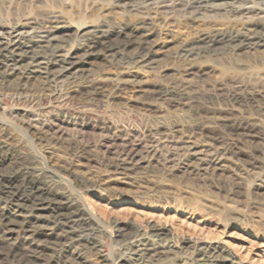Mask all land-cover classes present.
<instances>
[{
	"label": "rangeland",
	"instance_id": "374dc122",
	"mask_svg": "<svg viewBox=\"0 0 264 264\" xmlns=\"http://www.w3.org/2000/svg\"><path fill=\"white\" fill-rule=\"evenodd\" d=\"M119 1L0 0L1 42L45 40L73 61L48 80L15 73L0 81V126L10 132L0 144V170H15L27 151L41 168L53 159L86 176L82 187L73 174L52 176L69 180L64 190L78 195L102 229L97 253L75 245L60 252L71 264H118L129 240L120 241L117 230L147 232L154 225L164 230L152 240L174 246L170 264H199L194 242L213 248L218 260L211 264H264V46L201 42L262 33L263 0L210 8L161 0L157 11L142 14L126 5L143 0ZM244 6L257 10L244 14ZM149 48V62L135 61ZM13 83H48L53 91L32 105L5 88ZM125 158L126 170L108 167Z\"/></svg>",
	"mask_w": 264,
	"mask_h": 264
},
{
	"label": "bare ground",
	"instance_id": "6f19581e",
	"mask_svg": "<svg viewBox=\"0 0 264 264\" xmlns=\"http://www.w3.org/2000/svg\"><path fill=\"white\" fill-rule=\"evenodd\" d=\"M228 1L231 2L232 0H194L191 3V6L192 8L193 7L210 8L213 5L215 6L217 2H228ZM159 2H161V0H143V3L141 4L142 6L139 7L132 4L133 2L130 4L127 3V5L125 3V5L128 8V11L134 12L136 14L137 13L142 14L144 11L146 12L150 9L151 10L155 9V11H157L158 7L156 6V4ZM255 10L257 9H253V6H244L240 8V11L243 12L244 14H248L251 12L253 13ZM229 11H231V9H229ZM196 14H198V12H196ZM150 23L147 22L146 25ZM20 26L21 25L18 24L17 26L12 27L11 29L13 32H15L17 31V28ZM148 35H149L148 33L145 34V36ZM227 40L229 42V45L232 46L233 48H236L238 50L239 49L251 50V48L255 49V47L264 46V31L260 34L250 33V35H244L241 39L231 38V37H228L227 39L225 37L210 38L208 36H205L201 39V42L209 46H215L216 44H221ZM96 43L97 41L93 42V44ZM54 49L55 47L50 45L45 40H41V39L29 40L22 43L16 42L15 40L14 42L0 41V81L8 76L11 75L13 76V74L15 73H19L24 78H28V79L33 77H44L45 79L48 80L51 79V77L52 78L55 77L57 73L69 69L73 61L71 62L69 58H67L65 55L59 54L57 50ZM151 53H152V49L149 48L148 51L145 52L142 56L136 55V57H134L135 61L143 62L144 64H146L147 62H149L150 59L149 54ZM1 84L2 83H0V88L5 86L4 82H3V86ZM51 87L52 86L49 85L48 83L46 84L41 83L39 84V86L36 87H24L19 83H13L9 86L7 85L5 88L9 92H11L12 95H15L14 96L15 98L16 97L23 98L24 101H29V103H31L32 105H42L45 103L46 97L48 96L47 92L53 91L51 90ZM245 89L247 90V88ZM249 91L251 92V90ZM232 95L234 96V94ZM64 96L67 97L68 95L67 96L64 95ZM5 129L6 128L3 127V125L2 127L0 126V144L2 142L5 143L7 140V135L10 134V132H7L8 130L6 129L7 130L6 131ZM69 145L72 146V144ZM71 148L73 149V147ZM76 149L77 150L79 149V151L81 152L85 149V145L82 144L77 145ZM26 152L24 151L22 153L21 152L19 153L20 155L18 156L14 164L16 166L15 170L9 172H3L0 170V208H1L0 210L2 211L0 217V231L2 232V236L0 237V241L5 244L4 247H7L4 252V255L2 254L4 260L0 261V264H52L55 262L56 263L61 262L62 264H71L72 262L70 263L69 260H67L68 257L64 260H60V252H62L64 248L71 247L74 245L76 248H79L80 250L84 249L85 252L95 251V253H97L99 246V235L102 232L99 220L94 215L87 212V210L83 207V204L78 199V195L74 196L71 193H68L66 192V190H64L63 186H66L65 182H68L69 180L67 181L64 178L58 176L60 179L57 182L54 181L52 178L53 174L56 175L59 173H63V174L70 173L71 175L72 174L74 175L75 182L76 184L79 185L78 187L80 186L82 187L87 183L86 176L84 175L82 176L79 174L77 175V173H75V171L73 170L74 166L69 165L67 163L61 164L53 159H52L53 161L52 160L49 161L50 162L49 169L41 168L38 165L37 159ZM83 154L84 153L80 155ZM75 159L77 160L76 156ZM74 163L77 164V162L75 161ZM78 164L80 165V163ZM126 164H129L127 158L112 159L111 161H108V165H109L108 167L116 171L117 169L123 170L127 168L128 165ZM58 177L56 178L58 179ZM87 178L91 179L92 177L91 178L87 177ZM91 182H93V179ZM120 229L121 228L117 230L118 231L117 235L118 237H120L119 240L120 241L129 240L128 247L126 246L129 249V251L125 255H121L119 257L118 264H170L169 261L172 257V253H174L172 249L174 246L172 244L169 245V243L167 242H166L167 244L166 243L164 244L162 243L163 241L161 243L159 241L155 242L151 238L152 236L158 237L162 235L164 230L163 227L155 226V225L150 226L148 229L149 231L147 232L139 229L138 227V228H134L130 233H124V234L119 233ZM11 235H15V237H12ZM38 235H46L47 237L52 236V238L50 239L45 238V240L39 241L40 239L37 238ZM193 244L191 247L195 252L199 264H211L213 261L218 260L217 255H214L215 253H213L212 251L213 248L211 249L205 247L197 242L196 243L194 242ZM46 251H50L52 253L51 258L47 259L44 257V253Z\"/></svg>",
	"mask_w": 264,
	"mask_h": 264
}]
</instances>
